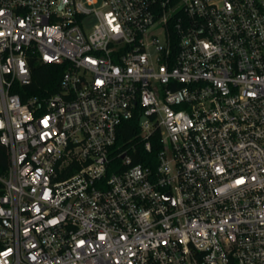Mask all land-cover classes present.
<instances>
[{"label":"built area","instance_id":"1","mask_svg":"<svg viewBox=\"0 0 264 264\" xmlns=\"http://www.w3.org/2000/svg\"><path fill=\"white\" fill-rule=\"evenodd\" d=\"M0 148V264H264V0H0Z\"/></svg>","mask_w":264,"mask_h":264},{"label":"trees","instance_id":"2","mask_svg":"<svg viewBox=\"0 0 264 264\" xmlns=\"http://www.w3.org/2000/svg\"><path fill=\"white\" fill-rule=\"evenodd\" d=\"M30 81L19 86L13 92L19 94L21 100L26 102L30 98L43 100L59 91V84L62 75L67 67V63L43 64L36 59L29 62ZM121 132L117 138V144H131L136 132L138 131V121L125 122L121 126ZM157 144L152 145L151 152L145 151L141 145H138L135 152L132 153L134 164L154 165L155 152ZM6 151L0 148V172L6 167Z\"/></svg>","mask_w":264,"mask_h":264},{"label":"rangeland","instance_id":"3","mask_svg":"<svg viewBox=\"0 0 264 264\" xmlns=\"http://www.w3.org/2000/svg\"><path fill=\"white\" fill-rule=\"evenodd\" d=\"M94 20L91 18L88 20V23L86 24V31L90 30L91 25L93 24Z\"/></svg>","mask_w":264,"mask_h":264}]
</instances>
